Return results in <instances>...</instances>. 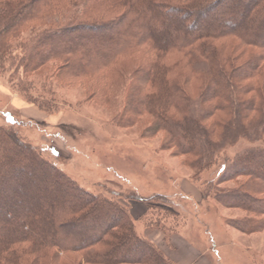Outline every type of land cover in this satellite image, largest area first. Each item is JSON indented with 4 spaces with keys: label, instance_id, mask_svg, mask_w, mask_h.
Masks as SVG:
<instances>
[{
    "label": "trees",
    "instance_id": "1",
    "mask_svg": "<svg viewBox=\"0 0 264 264\" xmlns=\"http://www.w3.org/2000/svg\"><path fill=\"white\" fill-rule=\"evenodd\" d=\"M238 2L193 30L182 25L186 8L156 0H115L129 11L117 21H77L83 18L68 13L79 5L93 10L90 0H0V67L17 62L30 74L53 61L59 75L105 78L148 42L152 57L131 75L144 80L143 93L135 97L138 86L131 87L126 121L149 115L175 155L192 158L187 163L197 176L214 164L218 142L264 134V65L258 66L264 52L248 51L245 60L238 52L264 49V0H245L241 11ZM231 37L237 43L223 51ZM221 170L217 184L242 181L214 199L252 216L233 227L245 234L264 230V147L241 150ZM22 201L26 209L17 212ZM0 208V264H172L138 235L123 204L79 187L2 127Z\"/></svg>",
    "mask_w": 264,
    "mask_h": 264
},
{
    "label": "rangeland",
    "instance_id": "2",
    "mask_svg": "<svg viewBox=\"0 0 264 264\" xmlns=\"http://www.w3.org/2000/svg\"><path fill=\"white\" fill-rule=\"evenodd\" d=\"M156 1L186 8L188 12L182 25L184 29L196 30L208 20L218 19L237 0H214L215 4L209 7L211 0L197 7L195 2L199 0ZM90 2L93 10L79 5L69 8L68 13L74 12L83 18L77 21H117L129 12L123 6L116 7L115 0ZM238 4L237 9L241 11L246 2L239 0ZM180 15H174L178 23L182 21ZM239 18L242 16L230 22L238 23ZM159 28L155 29L159 31ZM26 36L22 35L17 42ZM15 42L12 45H17ZM236 43L233 37L229 38L223 51ZM147 46L148 42L132 48L137 50L135 55L111 66L105 78L59 75L56 70L59 64L53 61L30 74H25L17 62L12 66L11 63L3 65L0 67V127L30 145L79 187L123 204L138 235L158 248L172 264L176 263L160 249L162 235L168 237L171 245V233L180 238L177 242H185L190 247L184 253V250L177 251L175 244L171 245L173 256L181 259L197 251L198 258L194 259V254L190 264H264V230L240 232L233 225L252 216L240 209L225 207L213 197L215 192L236 188V182L242 181L217 184L223 161L232 160L245 148L264 147V134L257 137L244 133L235 142H218L220 148L214 164L194 176L193 168L187 163L192 158L176 156L168 147L166 133L156 130L149 115L126 121L131 117L126 108L129 93L133 94L131 87L138 86L135 97L143 93L144 80L131 75L152 57ZM248 51L257 55L264 49L252 47L238 51L242 60L249 56ZM14 54L19 56L21 50L16 48ZM262 65L264 60L258 66ZM34 100L36 103H32ZM215 115L219 117L218 113ZM21 191L18 188L16 192ZM5 201L7 205L12 200ZM25 209L24 201L19 202L16 211ZM132 210L138 214L140 210L146 212L135 218ZM0 211L3 210L0 208Z\"/></svg>",
    "mask_w": 264,
    "mask_h": 264
},
{
    "label": "crops",
    "instance_id": "3",
    "mask_svg": "<svg viewBox=\"0 0 264 264\" xmlns=\"http://www.w3.org/2000/svg\"><path fill=\"white\" fill-rule=\"evenodd\" d=\"M145 212H142L140 210V213L138 214V213L133 212V210H132V215L135 216V218L136 217L138 218V217L142 216ZM175 235H176L175 233H171L169 235L170 236L169 241H170L171 245L173 246V244H175L174 247L177 248V251L180 249V250H184V253L187 252L190 249V247L187 244H185V242H177L178 239H180V238L176 239ZM161 238H162V245L160 246V249L164 252V254L167 257H169L176 264H190V263H192V261H190V260L192 258H194V254H195L194 259H196V257L198 258V253H196L197 251L194 250L193 254H190L188 257L184 255L183 258L178 259L177 257H175L171 254L173 250H172V246L170 244H168V240H167L168 237H166V236L164 237L162 235ZM169 246H171V248H169ZM193 262H195V261H193Z\"/></svg>",
    "mask_w": 264,
    "mask_h": 264
}]
</instances>
